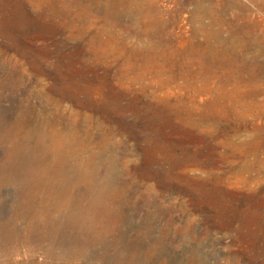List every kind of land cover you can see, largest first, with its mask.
<instances>
[{"label": "rangeland", "instance_id": "obj_1", "mask_svg": "<svg viewBox=\"0 0 264 264\" xmlns=\"http://www.w3.org/2000/svg\"><path fill=\"white\" fill-rule=\"evenodd\" d=\"M231 2L0 0V264H73L59 259L57 253L89 238L79 234L74 225L84 221L86 202L101 198L102 189L66 193L58 188L66 175L64 178L57 173L98 153L90 137L102 135L111 139L108 147L118 153L126 150L131 156L126 167L113 157L117 165L112 161L104 164L113 188L124 189L119 194L107 193L112 210L124 205L123 220L112 228L107 245L111 246L116 239L121 249L132 245L140 252L149 247L142 236L135 242H140L136 247L133 240L139 231L135 233L133 227H142L151 215L156 219L150 222L152 233L157 227L152 236H162L161 246L163 249L167 245L163 250L169 258L178 254L187 257L197 246L198 255L206 258L207 264H233L235 260L247 264L254 260L250 258H255L253 264H263L264 164L261 168L260 162L264 163V96L257 98V103L252 100L243 103L241 98L250 90L228 88V56L221 53L223 46L210 48L206 40L208 36L209 43L216 46L213 34H223V39H227L228 21L235 22L237 27L246 23V17L238 16L236 9L228 11ZM252 16L256 22V14ZM200 25L207 27L200 29ZM186 57L189 68L179 70L176 63ZM106 116L115 120L125 117L134 125H140L141 118L147 117L153 123L146 130L139 125L132 127V133L119 132L113 126L117 133H110L109 127L103 129L101 125ZM204 119L208 126L210 123L214 127L201 125L199 122ZM49 129L63 134L65 144L72 146V156L65 153L64 163L60 156L57 161L44 156L51 163L41 161L44 158L40 156L39 160L33 148L37 133L49 136ZM235 132L241 133L239 140L232 139ZM27 141L30 147L24 144ZM243 141H248L247 145L240 146ZM196 161L213 162L218 168L206 178L201 174L205 170L195 166ZM55 163L57 168L53 166ZM246 164H250V172L242 175L239 168ZM163 165L167 171L174 166L175 183L189 185L192 191L196 181L189 178L205 177L206 185L196 188L194 196L211 193L205 197L218 200L208 209L212 216L221 208L226 209L223 219L204 224L185 196L157 192L151 197L146 194L143 182L133 184L134 171ZM105 174L104 170L96 177L97 188L101 187ZM40 175L44 184L38 183ZM58 194L67 201L77 200L82 206L78 215L72 214L76 215L75 220L57 223L49 219L45 222L51 228L41 227L45 222L39 226L34 223L36 227L31 228L33 216V220L37 214L38 220L48 219L49 211L44 208L52 201L56 203ZM149 197L154 199L151 206L146 204L151 201ZM157 200L162 202L164 211L160 224L154 213ZM110 222L113 224L115 220L111 218ZM99 224L101 227L102 221ZM47 232L53 234L51 239ZM40 238L46 242L40 244ZM172 245L178 248L174 250ZM55 247L56 259L47 252Z\"/></svg>", "mask_w": 264, "mask_h": 264}, {"label": "bare ground", "instance_id": "obj_2", "mask_svg": "<svg viewBox=\"0 0 264 264\" xmlns=\"http://www.w3.org/2000/svg\"><path fill=\"white\" fill-rule=\"evenodd\" d=\"M244 1L245 2L242 3L241 0H232L231 6H228V11H229V9H232V8L236 9L238 11V14H239L238 16H240V15L243 16L244 15L246 17V23H244V25H242V26H238L237 27V25H234L235 22H232V21L229 22L228 21V37H227V39H225V40L223 39V36H222L223 34H213L214 39L217 41L216 46L211 45L209 43V39L210 38L208 36H206V40H207L208 46L210 48L214 47L216 49L218 47L220 49L223 46L221 53L228 56V58L226 59L228 61L227 62V64H228V88L229 87H233L234 90H237V91H239L241 88L249 89L250 92L247 91L248 93L246 95H244L243 97L241 96L242 100L240 99L243 103L244 102L246 103L249 100L256 101L257 98H261L262 96H264V0H244ZM254 2H257L256 10L253 9ZM253 14H256V18H257L256 22H254L253 19H252V17H253L252 15ZM206 27L200 25V29H202V28L204 29ZM186 56L188 57V54H186ZM187 57L184 58L182 62L176 63V65L178 66L179 70H184L186 68H189V66L187 65L188 64V58ZM211 60H209V61H211ZM190 66H192V65H190ZM208 75L211 76L212 74H208ZM208 75H206V76H208ZM204 77H205V75H204ZM256 103H257V101H256ZM122 108L125 109L124 107H122ZM235 109H232V110H235ZM228 113H230V112H228ZM124 118L122 117V119L115 120L112 116H106V118L104 119L105 121H102L101 125L103 126V129H105L106 127H109L108 131H110V133H117L113 126H117L119 132H123L124 133L126 131H129V132L132 133V129H133L132 127L136 128V126H138L139 124L138 125H134L133 123H131L132 121L129 122L128 120H126ZM207 119L206 120L204 119L205 123L202 122V121H201L202 123L201 122H199V123L201 125H203V124L207 125L208 124ZM141 120H142L141 121L142 123L139 125L140 128L146 130V129H149L152 126L151 125L152 121H151L150 118H147V117L146 118H141ZM192 120H193V118H192ZM194 122H195V120H194ZM196 123H197V121H196ZM216 123H218V122H216ZM44 125L45 124H43V126ZM209 125L214 127V124H210L209 123ZM43 126H41V128ZM194 126H196V125H194ZM210 126H208V128ZM205 128H206V126H205ZM45 129H47V126H46ZM49 130L51 131V129H49ZM29 135H31V134H29ZM241 136L242 135H241L240 132H235L234 134L231 135L232 139H236V140H239ZM24 138H25V136H24ZM26 140H29V139H26ZM110 140L111 139L109 137L104 136V135L98 136V137H90V141L94 142L97 145L95 147H96V149L98 148V153L90 154L89 155L90 157H89L88 160L84 161V160L80 159L78 161V163L76 165H74L73 167H71L69 170L60 172V174L57 173L58 176H64V178H65V175H66L65 180H62L63 181L62 185L61 186L59 185L60 187L57 185L59 189L64 190V192H66V193H67V191L70 192V191H77L78 190L79 192H83V190H88V189L89 190H94V191H95V189H102V191L100 192L101 193L100 194L101 198L99 196H97V198L92 199L91 202H89V201L86 202V206H84V208H85L84 209L85 211H84V214H83L84 218L82 217L84 219V221L82 223L81 222H77V224L74 225V227L77 229L79 234H81L83 236H89V238H87L84 243L77 244L75 246L71 245V247H69L66 250H59V252L57 253V256L59 257V259L66 260V261H68L70 263H73V264L74 263H78V262H81V264H207L206 263V261H207L206 258H205V260H206L205 261L204 258H202V257H200L198 255L199 251L197 249L198 248L197 246L193 250H191V251L189 250L190 251L188 253L189 257L188 256L186 257V255L185 256H179V254H178V256H174L172 258H169V255L167 254V251H164L165 250L164 248L167 246V245H165L167 242L164 244L165 246H164V248H163L164 250H163L162 246H161V243H163L162 242L163 241L162 236L161 235L158 236V234H157L158 238H157L156 235H155L156 238H155V236H152V234H155V232L157 231V229H155L157 227L154 228L155 231H153L154 233H152V231L150 230L151 229L150 228V226H151L150 222L154 218H152L153 216L151 217V215H148V217L149 216L150 217L145 219L144 223L142 224V227H140V226L133 227V229H134L133 231H135V233H136V231H137V233L139 231V235L135 237V240H133L134 243L137 242V240H140V238L142 236V238H141L142 240L144 238V241L149 242V244H150L149 247L145 244L147 246V248H145L142 251L140 250V252H136L137 248L136 249L134 248L135 249L134 250L133 248L130 247L132 245L129 246L130 249H128L129 247H126V246H124V248L121 249L120 247H118V243H117L118 241H116V239L114 240V243H112L111 246L106 244V240L109 238V235L112 233V230L116 227L118 221L120 223V221L123 220V219H121V216L124 213V209H123L124 205L121 206V208L118 207L119 209H117V210H112V208H111L112 205H109V203H108V195H107V193L112 191L115 194H119L120 192L122 193L124 191V189L122 187H120L119 189L113 188V186L110 184V177L107 174L108 173L107 172V167L105 168L104 164H107V163H109L111 161L114 164L115 162L113 160H114V158L115 159L117 158L126 167V165L128 163V158L131 157L127 153L128 151H126V150L121 152V153H118L114 149L108 147V144H109ZM132 140H135V139L132 137ZM135 141H137V138H136ZM35 142H36V145H35V147L33 146V148L36 149V153H37V155L39 157L41 156V157L44 158V156H45L47 158H50L51 160L53 159L54 161H57V156H60L61 161H63L64 158H65V156H64L65 153L72 156V146L70 144H65L66 138L64 137L63 134H61V133H59L57 131L52 130L51 133L49 134V136L48 135H44L43 132L39 131L37 133V135H36V141ZM247 142L248 141L241 142L240 146L247 145L246 144ZM24 144L26 145V147L29 146L28 141L25 142ZM18 146H16V147H18ZM32 150H34V149H32ZM26 151H24V152H26ZM29 151H31V150L29 149ZM18 152H19V149H18ZM21 152H23V151H21ZM87 152H88V150H87ZM58 153H60V155H58ZM29 156H31V155L29 154ZM25 157H26V155H25ZM36 157H35V159H37ZM39 157H38V159L40 160L41 157L40 158ZM61 157L63 158V160H62ZM112 157H113V160L111 159ZM28 158H30V157H28ZM28 158H27V160H28ZM33 159H34V157H33ZM44 160H46V159L44 158L41 161H44ZM46 161H50V160H46ZM64 162H65V160L63 161V163ZM25 163H28V162H25ZM50 163H51V161H50ZM50 163H49V165H50ZM195 163H196L195 166L200 168V170L201 169L205 170L204 173L201 172V174H204L206 178L210 177L211 173L218 168L216 166L217 164L213 163V162H205V161H198L197 162L196 161ZM245 163H243V164H245ZM260 163H262L261 166H260L262 168L264 163L263 162H260ZM28 164H30V163H28ZM60 164H62V163L60 162ZM65 164L63 166H65ZM36 165L37 164H35L33 166V168ZM57 165L58 164L53 165V166H56V168H57L58 167ZM115 165H117V164L115 163L114 166ZM165 165L160 166V168H158V166H157L156 169L154 167H148L147 166L145 169H142L143 171H141V172L134 171V173L131 175V179H132L133 184L134 183L137 184L139 182H143L145 184L146 194L149 195V196L154 195L157 192L161 193L163 195L164 194H166V195L176 194V195H180V196H185L188 199L187 202H189V204L191 205L190 207L192 208L194 213L197 215L196 217H200L202 219V223H204V224H209L215 219H218V221H219V219L220 220L223 219L222 217H223V215L226 214V209L222 210V208H221V211L215 216H212L210 211H209V209H208L209 206H211V204L214 206V204H216L217 200H218V199L217 200L214 199L215 201L213 200L214 201L213 202V201L208 200L209 198L205 197V196L210 197L209 195H211V193L210 194L206 193V195H204V196H203V194L201 196H198V197H196L197 195L194 196L197 193V192L195 193V191L197 189L203 188L204 187L203 185H206V181H204L205 177H204V179H203V177H202V179L199 178V177L198 178H194L195 176H193L192 179L189 178L192 181H196L195 186L193 185L195 188L192 191L190 189L189 185H180L178 183H175V177L176 176L174 177L173 174H172V172L175 170V169L173 170V168H175V167L173 166L172 170L167 171L166 168L164 167ZM249 165L250 164L241 165L240 168L238 167L240 169V171H238V170L237 171L240 172V174H242L245 171H246V173L248 171L250 172L251 167ZM40 166L41 165H39V167ZM110 166L112 167V165H110ZM35 168L37 169V167H35ZM84 168H86V169L88 168L89 172L87 171L88 173H84V171L86 170V169L84 170ZM36 169L34 171H36ZM60 169H62V167ZM111 169L112 168H110V170ZM241 169H243V170H241ZM104 170H105L106 174H105V176L103 177V179L101 181V187L97 188V184H96V180L95 179H96V177L98 175H100V172L101 171L104 172ZM42 171L44 172V169L39 171V173L42 172ZM60 171H62V170H60ZM32 172H30V174ZM259 172L261 173V169L260 168L258 169V173ZM35 173L37 174L38 171L35 172ZM227 174H228V172H227ZM33 175H35L34 172H33ZM47 175L48 174H46L45 176H47ZM242 175H240V176H242ZM49 176H50V174H49ZM51 176H53L52 173H51ZM237 177H238V175H237ZM34 178H38V177L35 176ZM34 178H33V180H34ZM47 178H49V177L47 176ZM50 179H51V177H50ZM54 179H57V178L55 177ZM199 180H201V182ZM205 180H207V179H205ZM43 181H44V179L42 180L41 179V175H40V181L38 183L41 184ZM48 181H50V180H48ZM244 181H245V179H244ZM44 182H43V184H44ZM55 182H53V183H55ZM57 182H59V181H57ZM246 183H248V182H246ZM43 184H42V187H43ZM33 186H34V183H33ZM33 186H32V189H33ZM40 188L41 187L39 186V189ZM33 191L35 192V190H33ZM37 191H39V190H37ZM75 193L76 192H74L73 194H75ZM60 194L63 196L62 193H60ZM76 196H78V194H76ZM151 197H149V199H148V200H151V201H148L146 203V204H149V206L153 205V203H154V201H153L154 199H152ZM65 198H62L58 194V197L56 196V199H55L56 203H54V201H52V202L48 203L47 205L45 204L46 206H45L44 209L47 212L49 211V213L47 215L45 212H43V211L42 212L45 213V215H47L46 218H48V219L43 220L42 219L43 216H41L42 220H38V218L40 219V216L37 218V216L39 215L37 213H36L37 214L36 218H34V220L32 219L34 216L32 218L30 217L31 218L30 219L31 228H35L36 227L35 225L39 226L40 223L42 224L45 221L48 223L50 220L53 221V222L57 221V223L61 222V221L72 222L73 217H76V215H78V211L79 212L81 211L80 208L82 206L80 207V204L77 203L78 202L77 200H74L73 202H71V200L67 201V200H65ZM75 199H76V197H75ZM158 203L159 204L154 207V209H155L154 213L156 214V218L158 219L157 223L160 224V223H162L161 214L164 215V211H163V208L161 207L162 206V202L160 203L158 201ZM210 208H212V206ZM149 209H150V207H149ZM167 210H170V209H167ZM94 211H96V212L99 211V212L96 213ZM35 212H37V211H35ZM35 212H34V214H35ZM39 212L40 211H38V213ZM75 213H77V214L75 216H73L72 214H75ZM165 215H166V213H165ZM19 216L22 217L21 215H19ZM91 217H95V218L94 219L93 218L90 219ZM123 217H124V215H123ZM196 217H195V219H192L191 222L195 221ZM26 218H28V217H26ZM111 218H113L115 220V223L111 224V222H110ZM98 220L102 221L101 227H100V224L98 225V222H99ZM124 220L126 221L125 223H127V225H128L129 222H127L126 217L124 218ZM154 220L156 221V219H154ZM169 220L170 219H168V221ZM28 221H29V219H28ZM164 221H166V219ZM225 221H227V220H225ZM34 223H35V225H33ZM47 223L45 225L42 224L43 226H41V227L47 226L48 225ZM172 223H173V221H172ZM220 223H222V222L220 221ZM221 225H224V224H221ZM48 226L49 227L51 226L50 223H49ZM48 226H47V228H48ZM132 226H134V225H132ZM225 226L226 225H224V227ZM54 227H56V226H54ZM221 227L222 226H220V228ZM58 228H57V230H58ZM170 228H173V227L170 226ZM166 229H167V227H166ZM37 230H38V228H37ZM161 230H163V229L161 228ZM44 231L43 232L41 231V232L44 233ZM159 233H161V232H159ZM47 234L50 235V238L48 236H46L49 239H51L53 237L52 233L47 232ZM43 237H44V235H43ZM176 237L178 238V236H176ZM123 238L126 240L125 237H123ZM44 239L40 238V244L43 243V242H46V240H44ZM78 239H80V238H78ZM127 239H128V237H127ZM193 239H192V241H193ZM117 240H119V237L117 238ZM173 240L175 241V239H173ZM122 243L123 242L121 241V244ZM125 243H127V242H124V244ZM142 243H144V242L142 241ZM135 244H137V243H135ZM139 244H140V242L137 244L136 247H138ZM196 245H197V243H196ZM141 246H143V245H141ZM96 247H98V248H96ZM174 247H176V249L178 248V246L175 245V246H173L172 249H174ZM156 248H157V250H156ZM98 249H100V250L98 251ZM176 249H174V250H176ZM57 250L58 249L55 247V249L53 248V249L47 250V252L52 258L56 259ZM250 259H254L255 260V258H250ZM227 260H229V259H227ZM254 260H250V262H248L247 264L255 263ZM262 263L264 264V261H262ZM233 264H238V261L235 260L233 262Z\"/></svg>", "mask_w": 264, "mask_h": 264}]
</instances>
